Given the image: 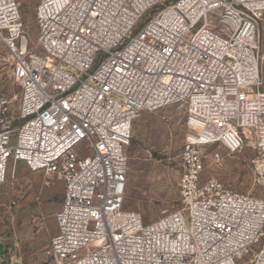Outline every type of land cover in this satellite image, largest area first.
Returning a JSON list of instances; mask_svg holds the SVG:
<instances>
[{"label":"built area","instance_id":"2783aa9c","mask_svg":"<svg viewBox=\"0 0 264 264\" xmlns=\"http://www.w3.org/2000/svg\"><path fill=\"white\" fill-rule=\"evenodd\" d=\"M263 20L264 0H39L31 44L18 1L0 0L21 88L17 125L0 101V185L10 159L64 181L53 264H264ZM179 103L181 208L145 223L125 208L134 122ZM247 142L260 195L203 179L205 148Z\"/></svg>","mask_w":264,"mask_h":264},{"label":"rangeland","instance_id":"374dc122","mask_svg":"<svg viewBox=\"0 0 264 264\" xmlns=\"http://www.w3.org/2000/svg\"><path fill=\"white\" fill-rule=\"evenodd\" d=\"M17 1L30 43L34 44L39 35L36 21L39 0ZM153 14H148L138 29ZM261 36L260 90L264 91V20ZM20 96L21 88L14 78L7 50L0 44V101H10V116L15 125L19 123ZM186 116L185 104L179 103L153 112H142L134 122L128 148L129 190L125 208L140 213L145 223L181 208V153L189 130ZM205 149L204 180L215 178L235 191L260 195V190L253 184L252 142H247L236 153H230L218 144ZM76 152L85 155L84 145H80ZM216 153L221 157L218 162L214 159ZM64 185L62 180L44 172L33 173L25 163H14L10 159L6 182L0 185V258L10 247L17 250L18 259L24 264H53L48 246L57 231L53 214L61 207ZM13 201L17 205L11 208ZM263 240L254 248L257 249ZM18 259L12 260L11 264H22ZM251 260L252 253L243 255L236 263L250 264Z\"/></svg>","mask_w":264,"mask_h":264},{"label":"crops","instance_id":"0c3cea01","mask_svg":"<svg viewBox=\"0 0 264 264\" xmlns=\"http://www.w3.org/2000/svg\"><path fill=\"white\" fill-rule=\"evenodd\" d=\"M32 172V171H31ZM41 172V171H40ZM33 173H39V172H33ZM65 184V183H64ZM64 188H65V185H64ZM63 194H64V192H63ZM62 198H63V195H62ZM61 202H62V199H61ZM56 209V208H55ZM60 210V207L57 209V210H55V213L53 214V216H55V214L58 212ZM51 211V210H50ZM54 211V210H53ZM52 211V212H53ZM16 259H18V256H17V250H14L13 248H7V250H6V254H5V256L4 257H1L0 258V264H11V262H12V260H16ZM18 260H20V262L22 263V264H24L23 263V261L21 260V259H18Z\"/></svg>","mask_w":264,"mask_h":264}]
</instances>
